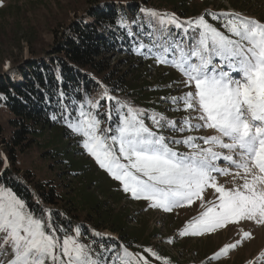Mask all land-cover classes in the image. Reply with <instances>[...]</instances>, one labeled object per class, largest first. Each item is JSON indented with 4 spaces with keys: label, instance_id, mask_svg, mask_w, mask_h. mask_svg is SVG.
Instances as JSON below:
<instances>
[{
    "label": "snow or ice",
    "instance_id": "snow-or-ice-1",
    "mask_svg": "<svg viewBox=\"0 0 264 264\" xmlns=\"http://www.w3.org/2000/svg\"><path fill=\"white\" fill-rule=\"evenodd\" d=\"M141 11L156 27L150 43L139 47L183 74L191 90L171 102L177 105L174 110L190 115L178 123L153 112L147 115L153 125L149 127L144 109L105 91L100 99L116 104L106 113L111 121L115 111L114 125L102 127L99 100L87 98L71 111L61 103L66 127L82 138L86 152L132 198L165 212L199 202V214L187 222L181 236H204L241 222L264 225V22L233 12L207 13L221 30L206 15L181 20L174 13ZM119 23L127 27L123 20ZM172 28L182 35L173 36ZM165 128L178 133L209 129L215 134L177 139L165 136ZM219 177L230 179L221 182ZM51 216L50 209L36 215L11 188L0 185V255L10 247L9 264H150L145 255L126 247L122 254L103 244L97 250L94 241L83 242L79 226L56 227ZM251 238V232L243 231L242 239ZM241 243L225 245L210 259L227 255ZM109 252L111 257L105 255ZM145 252L161 259L151 248ZM252 264H264V253Z\"/></svg>",
    "mask_w": 264,
    "mask_h": 264
},
{
    "label": "trees",
    "instance_id": "trees-1",
    "mask_svg": "<svg viewBox=\"0 0 264 264\" xmlns=\"http://www.w3.org/2000/svg\"><path fill=\"white\" fill-rule=\"evenodd\" d=\"M257 3L256 0H231L234 8L253 16L259 15ZM161 5L172 8L166 13L178 10L184 19L198 13V9L188 0H90L80 16L71 19L55 32L53 45L46 55L13 63L15 73L0 72V103L6 105L12 113L11 135L5 136L0 126V185L11 188L27 205H31L36 197L46 204L65 201L62 206L50 209L51 219L56 226L73 229L76 215L72 212L76 214L82 211L78 197L61 199L54 186L46 189L43 182H35L33 174L29 171L22 172L19 167V154L26 152L47 133L53 134L49 141L52 142L50 152H54V157L65 162L71 173L77 175L76 178L84 181L77 189L75 187L78 192V188L87 182L86 172L89 168L85 161L75 159V149L72 151L69 143H63L64 138L73 137L72 140L81 145L82 138L73 135L66 127L60 116L61 103L68 105V110L71 111L79 102L91 98L99 100L100 107L107 112L110 106L113 109L116 107L115 101L100 99L107 91L120 101L144 109L145 121L152 124L147 115L159 110L160 98L166 93V87L174 81L163 79L161 82L158 78L154 86L149 81H141L142 74H135V70L130 69L135 66V62L129 59L138 52L140 46L139 42H132L133 33L139 30V23H144L145 28L148 26L147 21H144L148 16L141 9L161 13L163 10L155 7ZM207 11L203 15L209 13ZM206 19L223 30L221 24L210 16L206 15ZM121 20L127 27H121ZM120 54L127 56L112 64L110 57ZM122 64H128V67L123 69ZM61 92L64 93L63 98L60 96ZM53 115L57 116L56 120L52 119ZM113 116H116L115 111ZM78 164L79 166H75ZM93 186L89 185V188L93 189ZM94 196L95 201L89 200L91 214L88 215L93 222L90 224L87 221L88 223L81 225L86 237L84 241H94L97 250L101 244L105 247L107 243L118 245L119 242L115 239L105 241L99 237L98 240L90 233L93 232L91 229H96L94 232L100 236L105 233L103 227L111 228L110 231L119 234L116 236H119L123 244L145 255L142 248L138 250V243H141L143 237L141 229L137 226L130 227L133 216L128 211H115L108 205L110 197L102 201L100 197ZM122 200L123 197L115 199L117 204ZM41 209L44 208L38 206L35 211L40 213ZM147 237L150 238L149 235Z\"/></svg>",
    "mask_w": 264,
    "mask_h": 264
},
{
    "label": "rangeland",
    "instance_id": "rangeland-1",
    "mask_svg": "<svg viewBox=\"0 0 264 264\" xmlns=\"http://www.w3.org/2000/svg\"><path fill=\"white\" fill-rule=\"evenodd\" d=\"M89 1L90 0H0V2H2V6H0V72L15 73L13 63L17 64L23 60L46 55L47 51L53 45L55 32L61 29L62 25H65L71 19L80 16L86 9ZM188 1L194 8L198 9V13L184 19L182 18L183 16L181 17L182 14L178 10H171L172 13L181 20L199 17L203 15L205 10H208L207 12L209 13H238L264 22V20H261V18L264 19V0H256L258 2L256 9L259 13L257 16L237 10L231 5V0ZM155 7L163 10L161 13H166L167 10L172 9L165 5ZM145 19L144 21H147L148 26L145 28L144 23H139V30L133 33V43H150V33L153 32L156 26L150 24L149 17ZM209 22L213 23L210 20ZM171 33L173 36L182 35L181 30L175 28L171 29ZM141 51L144 54H139ZM138 52L132 54L129 59V61L135 62V66L129 68L134 69L135 74L137 72L142 74L141 81H149L153 86L156 84L158 78L162 80L161 82H163V79L174 81L166 87V93L164 92L165 94L163 93L164 95L160 98L161 105L159 110L149 112V114L153 112L163 114L167 118L175 120L178 123L182 122L183 118L189 116L190 113L174 110L177 105L172 104L171 98L182 96L185 92L191 90L184 85L185 77L175 67L169 64L158 63L147 48L141 50L139 47ZM126 56V54L111 56V63L114 64L118 59L125 58ZM127 65L122 64L121 68L125 69L128 67ZM20 79L22 80L23 78L21 77ZM180 107H182V105H180ZM106 113L104 108H99L100 118L105 121L102 127H106L109 124L114 125L116 122V116H113L112 120L109 121ZM192 115H194V113H192ZM11 117L12 113L8 110L6 105L0 103V126L3 128V134L5 136H10L12 133L10 124ZM145 123L148 124L149 127H153L152 124L146 121ZM162 132L165 136L176 137L177 139L187 135L204 136L215 134L213 130L209 129L178 133L165 128ZM52 136L53 134L47 133L44 138H40L26 152L20 153L18 165L22 169V172L29 171L33 174L35 182H43L46 189H49L50 186H54L61 199L67 200L69 197H78L79 208H81L82 211L76 214L72 212L73 215H76L74 216L76 224L73 228L76 226L80 227L82 232L81 239L83 242H85L84 239L86 240V237L81 225L88 222L91 224L92 219L88 217V215L91 214L89 211L90 201H95L94 195H96L100 197L102 201H104L106 197H110V204L108 205L115 209V211H128L133 216V222H131L130 227L137 226L143 233L141 243H138V250L142 248L145 251V249L151 248L161 257L160 260H157L155 257L145 252V256L150 260V264H163L165 259L168 261V264H252V262L257 261L261 254L264 253V225H257L254 222H241L239 225H229L227 228L219 229L215 233L206 234L204 236H181L180 232L187 222L199 214L201 210L198 207L199 202H196L190 207L177 208L172 212H165L158 208H152L148 201L134 199L129 193L124 192L121 183L115 180L106 170L100 168L95 159L82 147V144H76V142L72 140L74 139L73 137L72 139L64 138L63 143L65 145L69 143L72 151L77 149L76 151L74 150L75 159L77 161H85L89 168L86 172L87 182L84 186L78 188L77 192L75 187L77 189V186L79 187L84 181L76 178L77 175L74 172L71 173L72 171H70L67 164L57 157H54V152H50L51 147L49 146L52 145V142L49 141L52 139ZM1 140L2 137L0 135V141ZM175 147L179 151H188L184 145H176ZM75 166H79V164ZM221 166L227 167L223 162H221ZM75 172L77 171L75 170ZM219 179L221 182H224L230 178L219 177ZM91 183L94 185L93 189L89 188V185H92ZM116 197H123V200L117 204L115 201ZM208 199H211L210 194L208 195ZM63 204H65V201L59 204H46L36 197L28 207L30 210L34 211L36 215H40L41 212L35 211L38 206L44 208V210H49L51 207H60ZM65 210H67V208H65ZM94 217L96 218L95 215ZM53 224L56 226L54 222ZM59 226L60 225H57L56 227ZM106 229L109 231H106ZM110 230L111 228L103 227L105 236L109 237L104 238V235H102V238H104L103 240L107 241L109 239L111 241L115 239L119 244L107 243L106 248L113 249V252L117 254H122L124 247L134 254L138 253L137 249L130 248L123 244L119 236L118 238L116 236L119 234ZM91 231H93L90 232L91 235L99 240L101 235L99 236L97 232H94L96 229H91ZM243 231L251 232L252 238L242 239ZM59 234L62 235L63 233ZM148 235L150 238L147 237ZM238 240H242V243L235 249L230 250L227 255L221 256L219 259H210L225 245L235 243ZM85 243H92V241ZM113 252L105 253V255L111 257ZM12 258L13 253L9 247L6 249L5 254L0 255V264H9Z\"/></svg>",
    "mask_w": 264,
    "mask_h": 264
},
{
    "label": "bare ground",
    "instance_id": "bare-ground-1",
    "mask_svg": "<svg viewBox=\"0 0 264 264\" xmlns=\"http://www.w3.org/2000/svg\"><path fill=\"white\" fill-rule=\"evenodd\" d=\"M104 238H106V237H104Z\"/></svg>",
    "mask_w": 264,
    "mask_h": 264
}]
</instances>
